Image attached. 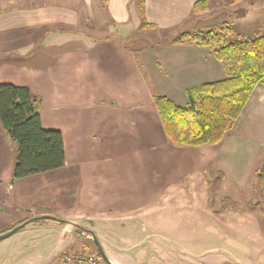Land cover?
<instances>
[{
    "label": "crops",
    "instance_id": "1",
    "mask_svg": "<svg viewBox=\"0 0 264 264\" xmlns=\"http://www.w3.org/2000/svg\"><path fill=\"white\" fill-rule=\"evenodd\" d=\"M196 1L144 0V21L153 25L145 28L134 0H0V84L27 87L41 99L42 127L61 133L64 165L49 172L63 175L58 198L65 215L56 207L32 214L30 204L16 193L20 183L49 172L13 180V144L0 125V234L30 221L25 226L60 229L72 246L77 235L91 239L97 218L122 217L157 202L165 193L182 201L190 197L196 180L206 181L209 172L221 174L229 159L237 167L239 158L264 151V84L253 89L220 143L177 146L165 136L155 96L185 106L188 89L226 77L210 48L188 41L177 44L174 38L216 28L195 21L222 12L219 5L228 6L234 22L251 21L250 12L256 13L264 3L208 0L207 10L195 15ZM259 26L264 28V23ZM140 28L156 32L157 38L144 49H133L128 42L136 39L132 34L137 36ZM129 224L119 225L127 230ZM139 226L144 235L142 223L133 224L129 232ZM109 232L121 236L117 227ZM100 237L108 263L121 264L117 258L121 250L103 233ZM62 255L55 264L95 260L85 263L76 251Z\"/></svg>",
    "mask_w": 264,
    "mask_h": 264
},
{
    "label": "rangeland",
    "instance_id": "2",
    "mask_svg": "<svg viewBox=\"0 0 264 264\" xmlns=\"http://www.w3.org/2000/svg\"><path fill=\"white\" fill-rule=\"evenodd\" d=\"M219 6L224 8L222 12L197 18L195 23L203 21L199 25L213 28L223 20L233 22L228 6ZM260 6L256 13L250 12L254 17L251 21L229 23L236 34L251 39L264 33V28L259 26L264 23V3ZM255 15L261 16L256 18ZM136 33L137 36L132 34L136 39L128 42L133 49H144L157 38L156 32L143 28ZM254 152L257 155L239 158L237 167L232 166L229 159L227 166H222L221 174L209 172L206 181L196 180L190 188V197L182 201L175 202L165 193L157 202L124 213L122 217L97 218L93 235L100 243L103 233L121 250L117 255L121 264H264V200L258 194L255 177V171L264 162V151ZM63 174L69 175L68 172ZM61 176L59 171L33 176L16 186V193L30 204L32 214L41 209L54 211L55 207L60 213L59 207H63L58 198ZM195 189L196 194H193ZM73 212L74 209L69 210V214ZM60 215L65 216L63 212ZM138 216L140 218H136ZM108 221L111 223L107 224ZM128 222L131 224L127 225V230L120 228L119 224ZM141 223L146 228L144 235L140 233L143 230L140 226L129 232L133 224ZM38 225L24 226L0 240V264H55L60 255L72 251H76L85 263L91 258L102 257L92 238L74 236L77 241L70 246L71 241L62 237L60 229ZM112 227L121 230L120 237L109 232ZM101 244L108 259L106 245ZM102 262L106 264L103 258Z\"/></svg>",
    "mask_w": 264,
    "mask_h": 264
},
{
    "label": "trees",
    "instance_id": "3",
    "mask_svg": "<svg viewBox=\"0 0 264 264\" xmlns=\"http://www.w3.org/2000/svg\"><path fill=\"white\" fill-rule=\"evenodd\" d=\"M134 5L141 25L153 28L143 18L144 0H134ZM207 8L208 0H198L193 4L192 14H202ZM187 41L210 48L225 69L226 77L188 89L185 106L165 96H155V106L170 143L189 147L216 145L231 130L253 89L264 84V33L245 38L227 23H221L206 31L183 32L173 42ZM40 106L41 99L27 87L0 84V125L5 139L13 144V180L57 170L64 165L61 133L42 127ZM255 177L258 194L264 200V162L255 171ZM93 261L100 264L102 257L97 256Z\"/></svg>",
    "mask_w": 264,
    "mask_h": 264
},
{
    "label": "water",
    "instance_id": "4",
    "mask_svg": "<svg viewBox=\"0 0 264 264\" xmlns=\"http://www.w3.org/2000/svg\"><path fill=\"white\" fill-rule=\"evenodd\" d=\"M36 219H38V218H36ZM29 222L30 221H24L23 223L15 226L13 229L9 230L8 232L1 234L0 235V240L3 239V238H6L7 236H9L10 234L14 233L15 231L23 228ZM91 238H92V241H93L94 245L96 246L97 250L101 253L102 258L105 261V263L106 264H109L108 261H107V259L105 258L104 254H103V251H102V249L100 247V244H99L97 238L95 237V235L91 234Z\"/></svg>",
    "mask_w": 264,
    "mask_h": 264
}]
</instances>
